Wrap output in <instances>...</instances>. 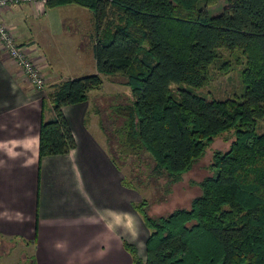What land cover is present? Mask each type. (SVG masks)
I'll return each instance as SVG.
<instances>
[{"label":"trees","instance_id":"16d2710c","mask_svg":"<svg viewBox=\"0 0 264 264\" xmlns=\"http://www.w3.org/2000/svg\"><path fill=\"white\" fill-rule=\"evenodd\" d=\"M217 1L46 2L93 10L97 71L52 85L53 116L41 122L40 156L76 147L63 108L87 100L109 73L125 75L133 93L132 103L115 108L124 118L119 141L125 159L148 153L151 173L165 176L168 187L182 180L212 137L236 132L231 148L214 154V172L198 183L201 192L190 206L154 214L147 198L133 202L149 230L145 257L123 240L132 264H264V124L258 128L264 120V0H226L210 13ZM221 48L247 56L242 99L208 98L186 86L205 85ZM135 179L143 184L127 175L122 183L137 190Z\"/></svg>","mask_w":264,"mask_h":264},{"label":"crops","instance_id":"0c3cea01","mask_svg":"<svg viewBox=\"0 0 264 264\" xmlns=\"http://www.w3.org/2000/svg\"><path fill=\"white\" fill-rule=\"evenodd\" d=\"M57 7L73 14L90 11L89 25L54 26L48 12ZM82 7L22 3L0 8V18L47 81L44 89L33 87L0 42V237L19 238L32 247L35 264H132L123 240L134 242L144 257L148 229L133 207L141 195L123 185L121 170L89 122L97 105L92 93L103 84L87 100L63 108L76 147L64 154L39 152L42 119L53 116L52 85L97 71L94 12ZM134 219L137 236L129 230Z\"/></svg>","mask_w":264,"mask_h":264},{"label":"rangeland","instance_id":"374dc122","mask_svg":"<svg viewBox=\"0 0 264 264\" xmlns=\"http://www.w3.org/2000/svg\"><path fill=\"white\" fill-rule=\"evenodd\" d=\"M225 2L226 0H218L215 4L209 6V12H219L224 7ZM82 8L86 9L87 7ZM89 12L80 10V12L76 11L73 14L65 12L64 9L59 10V7H57L48 12V20L55 21L54 26H88L90 23L89 16L92 14ZM41 22L44 24L45 20ZM63 35H66L65 32H63ZM246 65L247 56L244 51L221 48L215 60L209 65L208 80L205 85L199 88L188 84L186 86L208 98L221 100L228 98L242 99L245 88L243 71ZM102 76L103 85L101 89L94 91L91 96L92 105H94L93 102L97 105L94 106L96 113L91 116L89 122L98 137L106 143V149L111 157L115 156V162L121 167L122 177L124 175H127V178L138 176L142 180L143 184L135 179V184L140 187L134 190L142 197L147 198L150 212L154 214H166L177 207L190 206L193 197L201 192L198 183L214 172L212 168L214 154L216 152H226L231 148V144L236 138L235 129L221 131L212 137L205 147L204 153L184 173L182 180L168 187L165 176H156L151 173L154 160L148 153L127 155L128 158L125 159V155L122 153V144L119 141V130L123 127L124 118L116 112L115 108L132 103V89L126 83L127 78L122 73H109ZM263 124L264 120L261 119L258 127L260 131L263 129ZM141 196L136 201H139ZM137 221V219H134L129 224V230L133 231L135 236L138 233L137 223L139 222ZM144 247L142 246V253L145 251ZM143 254L145 257L146 253ZM33 256V248L28 247L21 239L0 237V264H33L35 261Z\"/></svg>","mask_w":264,"mask_h":264},{"label":"built area","instance_id":"2783aa9c","mask_svg":"<svg viewBox=\"0 0 264 264\" xmlns=\"http://www.w3.org/2000/svg\"><path fill=\"white\" fill-rule=\"evenodd\" d=\"M47 0H0V8H8L22 3L46 4ZM0 42L3 49L18 63L22 73L30 84L38 90L47 85L46 77L40 66L31 58L22 47L9 26L0 18Z\"/></svg>","mask_w":264,"mask_h":264}]
</instances>
